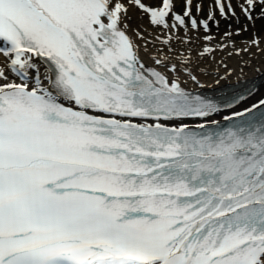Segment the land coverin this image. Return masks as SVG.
Returning <instances> with one entry per match:
<instances>
[{
  "label": "snow or ice",
  "instance_id": "1",
  "mask_svg": "<svg viewBox=\"0 0 264 264\" xmlns=\"http://www.w3.org/2000/svg\"><path fill=\"white\" fill-rule=\"evenodd\" d=\"M192 3L0 0V264H264V100L221 126L181 86L190 58L149 50L209 31Z\"/></svg>",
  "mask_w": 264,
  "mask_h": 264
},
{
  "label": "bare ground",
  "instance_id": "2",
  "mask_svg": "<svg viewBox=\"0 0 264 264\" xmlns=\"http://www.w3.org/2000/svg\"><path fill=\"white\" fill-rule=\"evenodd\" d=\"M134 9L135 8H130V12H129V15L132 18L129 21L131 28H136L139 26L141 30L144 32L147 39H152L154 36L159 35L157 29L155 30L148 28L144 24L143 21L144 19L142 20L140 18V15L134 12ZM129 33L130 35H132V32L130 30ZM137 42L143 43V41H137ZM159 44L160 43H156L155 47L158 48ZM224 45L227 44L225 43ZM244 47H248L247 49L249 50L244 51L242 47L237 48L232 44L231 45L228 44V46L224 47L223 50H221V46H216L215 53L218 54L219 56L215 64L213 65H209V64L202 65V63L199 64V62L196 60L189 59V62L187 64V71H190L192 75L193 73H195L193 72V70L196 71V74L200 72L206 77L204 79L196 78V81H193L187 75L184 74L180 75L181 86L185 90H195V91L208 90L219 87H228L231 85L238 84L240 82H248L252 84L251 89H249V91H247L245 95L242 98H240L237 102L233 103L232 105L226 108L220 109L221 110L220 113H218L217 116L215 117L218 120L223 119L224 115H229V116L234 115V113L241 112L243 110L251 108L253 105L259 104L261 100H264V51L260 50V49H264V41H262L259 48L253 45H251L250 47L249 45ZM149 50L151 54H157L155 51L151 50L150 48ZM229 50H231V55H229L230 52L228 53ZM237 51H239V55H236ZM197 52L200 53L201 51L199 50L194 51V53L196 54ZM141 55L146 64L151 63L148 56H145L143 52L141 53ZM183 60L184 58H181V56H176V58H171V62L176 63L181 68H183V65L181 64V61ZM231 60L233 62H230ZM186 76L188 77L187 79L185 78Z\"/></svg>",
  "mask_w": 264,
  "mask_h": 264
},
{
  "label": "rangeland",
  "instance_id": "3",
  "mask_svg": "<svg viewBox=\"0 0 264 264\" xmlns=\"http://www.w3.org/2000/svg\"><path fill=\"white\" fill-rule=\"evenodd\" d=\"M145 2L150 3L152 6L155 7L159 5L160 0H145L144 3ZM224 2L226 5L227 3H231L232 8L234 9L236 13L235 17L229 14V18L227 20L222 18L219 14L218 8L215 5V0H193L192 6H191V15L193 18L197 19L198 21H202V20H207L210 12L214 14V18H215L214 21H209V31L205 32L202 27L199 28L198 30H192L189 26L187 33L191 35L187 34V39H189L191 42L185 44L175 39L176 36L184 37L185 30L181 28L178 32L174 34V39L172 43V47L174 48L173 52H168L167 47L162 44H159L158 48H156L155 45L150 44L149 48L155 51L156 53H157V49L163 48L164 53H167V55L170 58H176V56H181V58H185L186 56V57H189L190 60L198 61L199 64L202 63V65H208V64L213 65L215 64L219 55L216 54L214 51L210 54L200 56V53L203 52L205 47H210V48L215 49L216 46H222L226 43L227 46L228 44L230 45L232 44L233 46L237 48L242 47L243 49H245L248 47H244V46L249 45L250 47L252 45L251 42L253 39H258L261 44L262 41H264L262 40L264 39V17L260 16L259 8H257L253 13L255 19L252 21H249L245 18L240 8V4H242L244 0H230L229 2L224 0ZM197 4L201 6L199 12H197L196 10ZM173 5H174L173 11H175L176 13L180 15H183L184 0H173ZM138 11H139L138 9L136 8L134 9V12L140 15V18H141L142 13ZM225 11L226 12L228 11L227 7L225 8ZM143 19L142 20L144 21V24L148 28L155 29V28H152V26H149L150 24L148 23V19L146 16H144ZM157 31H158V34L160 35V31L158 29ZM228 32H231L232 35L226 36L225 34ZM237 32H239V35L235 34ZM128 34L130 35V33ZM206 35L212 36L213 40L205 41L203 38ZM195 50H199L201 52L200 53L197 52L196 54L194 53ZM229 52L231 53V50H229L228 53ZM230 62H233V61L231 60ZM193 72H195L193 73V75L196 76V78H199V79L206 78L200 72L197 73L198 75L196 74V71L193 70ZM181 74H184V72L182 71ZM185 78L187 79L188 77L186 76Z\"/></svg>",
  "mask_w": 264,
  "mask_h": 264
}]
</instances>
